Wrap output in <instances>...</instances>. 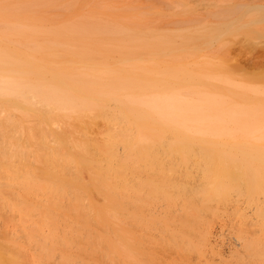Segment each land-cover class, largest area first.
Returning a JSON list of instances; mask_svg holds the SVG:
<instances>
[{
  "label": "bare ground",
  "instance_id": "obj_1",
  "mask_svg": "<svg viewBox=\"0 0 264 264\" xmlns=\"http://www.w3.org/2000/svg\"><path fill=\"white\" fill-rule=\"evenodd\" d=\"M200 1L212 24L246 27L264 11V0ZM31 17L0 12V264H264V103L232 104L204 76L181 92L154 59L138 63L149 37L115 20ZM97 117L104 141L88 133ZM167 160L193 161L200 184L176 181ZM92 191L102 204L85 201ZM232 192L257 198L259 228L226 245L207 225L190 238ZM159 222L172 243L146 237Z\"/></svg>",
  "mask_w": 264,
  "mask_h": 264
},
{
  "label": "rangeland",
  "instance_id": "obj_2",
  "mask_svg": "<svg viewBox=\"0 0 264 264\" xmlns=\"http://www.w3.org/2000/svg\"><path fill=\"white\" fill-rule=\"evenodd\" d=\"M201 6L200 0H0V12L14 15L23 13L25 16H32L34 21L41 18L50 23L53 19L65 21L69 18L87 17L115 20L119 30L140 32L149 37L147 40L150 41L149 49L152 52H138L142 57L138 63L151 66L148 60L154 59L160 69L165 68L168 74L183 79L177 85L180 86L181 92L198 90V78L204 76L206 80L217 85H212L211 89H216L217 93L220 92L219 94L232 104L252 100L264 103V11L253 13L255 22L240 28L232 26L228 20L212 24L210 18H206L204 22L200 12ZM114 57L113 61L118 62V55L115 54ZM182 71L186 74H182ZM184 79L193 81L186 83ZM245 87L257 88L260 94H243ZM229 88H234L237 95H231ZM113 107L112 104L108 109L112 110ZM31 119L26 120L27 125H33L35 121ZM86 124L90 136L100 141L107 139L109 130L105 119H86ZM236 135L241 133L237 132ZM166 165L167 168H175L170 175L175 180L178 178L176 181L179 183L191 186L200 184L201 172L193 161L167 160ZM173 195L176 196L174 192ZM91 197H95L98 203H103L101 196L93 191L85 201L88 202ZM257 201V198L249 200L236 192H232L225 201H210L200 212L196 231L189 233L190 238L200 237L201 229L207 225L213 240L223 241L225 245L231 241L240 242V227L251 225L248 228H259L255 214ZM166 205V201L161 200L160 210L169 209ZM175 208H170L173 217ZM0 212L2 232L6 208L1 207ZM174 220L169 222L170 226L174 225ZM167 227L163 222L155 223L146 232V237L164 244L172 243ZM98 231L105 234L103 228L98 227Z\"/></svg>",
  "mask_w": 264,
  "mask_h": 264
}]
</instances>
